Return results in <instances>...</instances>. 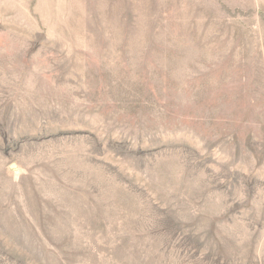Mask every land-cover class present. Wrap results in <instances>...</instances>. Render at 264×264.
I'll list each match as a JSON object with an SVG mask.
<instances>
[{"label": "rangeland", "instance_id": "374dc122", "mask_svg": "<svg viewBox=\"0 0 264 264\" xmlns=\"http://www.w3.org/2000/svg\"><path fill=\"white\" fill-rule=\"evenodd\" d=\"M0 264H264V0H0Z\"/></svg>", "mask_w": 264, "mask_h": 264}]
</instances>
